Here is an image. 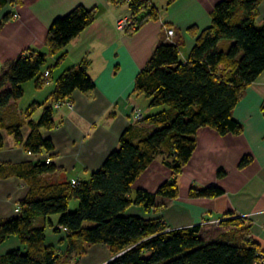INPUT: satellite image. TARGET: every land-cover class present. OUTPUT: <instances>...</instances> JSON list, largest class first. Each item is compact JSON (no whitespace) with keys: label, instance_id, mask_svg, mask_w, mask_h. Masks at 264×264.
Masks as SVG:
<instances>
[{"label":"trees","instance_id":"obj_1","mask_svg":"<svg viewBox=\"0 0 264 264\" xmlns=\"http://www.w3.org/2000/svg\"><path fill=\"white\" fill-rule=\"evenodd\" d=\"M22 1L0 0V11ZM117 1L129 2L132 22L128 29L138 28L147 16L139 19L136 14L148 8L149 1ZM173 1L167 0L169 4ZM260 2L219 1L209 27L190 28L196 43L185 61L180 59L177 43L161 42L155 48L136 77L134 92L149 98L151 108L164 109L142 118L152 129L137 136H132L130 129L123 133L119 148L108 155L89 181H43L44 174L56 169L46 159L0 164V179L17 176L30 186L26 197L19 201V214L0 219V246L11 236H17L23 246L0 255V264H67L65 256L48 243V227L64 232L68 254H82L86 245L109 246L112 259L104 264H255L258 253L264 250L250 237L241 217L171 229L161 218L145 219L127 210L138 205L148 211L156 207L158 196L179 197L178 177L196 149V135L201 128H213L221 135L243 131L233 111L246 88L264 71V24L257 25ZM96 10L80 4L56 17L46 40L49 53H59L77 37L94 21ZM148 15L156 18L158 13L152 7ZM14 17L12 10L5 12L0 27ZM47 56L30 49L1 71L0 149L5 146L6 131L34 155L51 151L54 144L42 130L56 126L52 102L70 98L77 89L87 92L96 87L84 61L56 80L48 104L34 102L24 116L17 106L25 94L23 84L34 81L37 88L44 86ZM64 56H58L56 65ZM41 107L39 120H34L33 113ZM25 126L29 128L27 135ZM166 150L164 161L173 170L174 179L163 182L156 192H133L137 178ZM251 161V156H245L240 166ZM189 193L192 197H215L223 189L216 185L191 187ZM74 198L78 208L70 211ZM54 214L60 215L56 226L49 220ZM214 226L231 228L221 234L208 233Z\"/></svg>","mask_w":264,"mask_h":264},{"label":"crops","instance_id":"obj_2","mask_svg":"<svg viewBox=\"0 0 264 264\" xmlns=\"http://www.w3.org/2000/svg\"><path fill=\"white\" fill-rule=\"evenodd\" d=\"M148 1L150 6L136 14L139 19L147 16L136 29H119L117 26L119 18L132 17L128 1L23 0L0 11V20L7 11L18 14L0 27L1 73L27 50L46 53L48 30L56 17L66 15L80 4L97 9L94 21L59 53L52 54L54 63L43 68L44 72L50 70L51 74L42 87L49 85L52 88L44 101L34 102L48 104L56 89V80L65 70L84 61L88 62V73L96 87L87 92L75 90L70 97L74 102L72 109L65 105L54 109L56 126L42 130L54 144L49 152L29 153L4 131L5 146L0 149V164L36 161L35 156L43 160L49 153L50 162L56 169L44 174L43 181L79 179L85 182L102 167L108 155L119 148L123 133L130 129L129 133L137 136L152 129L151 125L136 117V112L140 111L145 118L164 107L151 108L149 98L134 92L137 75L147 65L155 48L168 41L169 28L175 30L169 42L179 45L180 59L185 61L196 43L190 28L202 30L209 27L214 7L221 0H175L170 4L167 0ZM152 7L158 13L156 18L148 15ZM263 24L264 0H261L257 25ZM62 53L65 56L56 65ZM34 87L42 89L37 88L35 82ZM233 115L243 126L239 134L221 135L210 127L198 131L196 149L178 177V198L158 196L156 207L151 210L132 205L127 213L145 219L161 218L171 229L200 224L205 220L241 217L249 227L250 237L264 250V71L243 92ZM24 133H29L27 126ZM167 152L159 154L137 178L133 192L137 189L156 192L163 182L174 179L173 170L164 161ZM245 156H251L252 161L241 167L240 162ZM220 171L222 175H218ZM210 185L219 186L223 193L215 197L190 196L191 187ZM29 189V184L17 176L0 179V219L19 214V201L26 197ZM58 219L49 218L55 226ZM230 228L214 226L208 229V233L219 231L221 234ZM47 236L48 243L60 254L67 253L63 231L54 232L50 228ZM97 246L106 247L101 257L104 260L98 255L90 258L85 255L79 264H96L100 260L104 264L112 259L107 245L95 244L87 249L90 251ZM18 248H23L19 238L11 236L0 246V255ZM74 256L71 254L70 260L76 264Z\"/></svg>","mask_w":264,"mask_h":264},{"label":"rangeland","instance_id":"obj_3","mask_svg":"<svg viewBox=\"0 0 264 264\" xmlns=\"http://www.w3.org/2000/svg\"><path fill=\"white\" fill-rule=\"evenodd\" d=\"M225 42H228L227 40ZM45 52L48 54V62H47V66L48 65H51L53 64V55L51 53H49L48 49H45ZM182 57V55H181ZM45 78V77H44ZM46 81H48V78L46 79ZM45 81V82H46ZM23 87L25 89V94L24 96L17 102V106H18V109L20 111H22L24 113V116H26L28 113V110H30L32 108V103L36 100L38 101H44L46 99V97L48 96V94L50 93V90L52 88V86H45L44 88L42 89H35L34 87V82L33 81H28L26 83L23 84ZM71 99V98H70ZM66 100V99H65ZM65 100H57V101H54L52 102L53 104V107L54 109L55 108H61L62 106H67L68 108H73L74 107V102L72 100V106H68L67 104H65ZM58 104V106H57ZM31 105V106H30ZM157 108V107H156ZM158 108H163V107H158ZM38 110V111H37ZM35 110V112L33 113V119L34 120H39L41 114H42V111H43V108H39ZM23 116V117H24ZM6 136H11L9 135L8 133H5ZM30 153V152H29ZM46 158H50L51 159V156L50 154L48 153ZM45 158V159H46ZM35 159H40V157L38 156H35ZM78 208V200L76 198L72 199L71 202H70V205H69V210L70 211H74ZM60 215L59 214H54V215H50L49 218L52 219V220H55L59 217ZM50 232V228L48 227L47 228V233ZM67 244V243H66ZM68 248V244L66 245ZM92 245H86V249L85 251L82 253V254H75L74 257H72L75 261H76V264H79L80 261L83 259V256H88L89 258L92 257V256H100V258L104 255L103 253H105V250H106V247H101V246H97V247H94L92 248L90 251H88V247H90ZM68 252V251H67ZM68 253H65L63 256H65L63 259H66V263L67 264H73L72 261L70 260L71 259V254H68ZM88 254V255H87ZM101 254V255H100ZM67 256V257H66ZM69 257V258H68ZM98 258V257H97ZM99 258V259H100ZM102 260H104V258H101ZM100 260V262L96 263V264H102L103 261ZM88 262V261H87ZM89 264V263H88Z\"/></svg>","mask_w":264,"mask_h":264},{"label":"built area","instance_id":"obj_4","mask_svg":"<svg viewBox=\"0 0 264 264\" xmlns=\"http://www.w3.org/2000/svg\"><path fill=\"white\" fill-rule=\"evenodd\" d=\"M15 17H18V14H15ZM132 22V19L131 17L129 16H125V17H122V18H119L118 21H117V26L119 29H126L129 27L130 23ZM175 34V30L173 28H169L167 29V37H168V41L172 38V36H174ZM44 77L47 79L50 77V72L49 71H46L44 73ZM65 104H67L68 106H72V100L70 98H67L65 100ZM58 106V104H57ZM136 117L139 118V119H142L143 118V114L140 112V111H137L136 112ZM51 161L50 158H46V162L49 163ZM72 183H79V181L77 179H73L72 180ZM215 221H219V220H215ZM258 258L256 259L255 261V264H264V251H261L258 253Z\"/></svg>","mask_w":264,"mask_h":264},{"label":"water","instance_id":"obj_5","mask_svg":"<svg viewBox=\"0 0 264 264\" xmlns=\"http://www.w3.org/2000/svg\"><path fill=\"white\" fill-rule=\"evenodd\" d=\"M122 253H123V252H122ZM122 253H120V254H122ZM120 254H119V255H120Z\"/></svg>","mask_w":264,"mask_h":264}]
</instances>
